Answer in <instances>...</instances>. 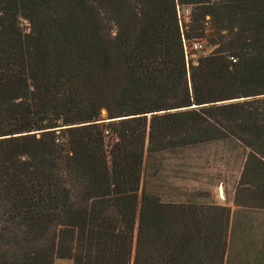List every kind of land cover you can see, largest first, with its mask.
Segmentation results:
<instances>
[{
  "label": "trees",
  "instance_id": "obj_1",
  "mask_svg": "<svg viewBox=\"0 0 264 264\" xmlns=\"http://www.w3.org/2000/svg\"><path fill=\"white\" fill-rule=\"evenodd\" d=\"M176 6L216 46L190 91ZM228 139L264 235V0H0V264H226L227 208L138 193L154 154Z\"/></svg>",
  "mask_w": 264,
  "mask_h": 264
},
{
  "label": "rangeland",
  "instance_id": "obj_2",
  "mask_svg": "<svg viewBox=\"0 0 264 264\" xmlns=\"http://www.w3.org/2000/svg\"><path fill=\"white\" fill-rule=\"evenodd\" d=\"M186 7H189L190 14L188 21L180 20L182 28L179 30L182 36L189 27L193 28L192 7ZM18 22L21 29L27 32V23L21 18ZM189 33L192 38L186 39H196L201 43L199 51L189 52L186 56L183 54L186 83L190 91L189 66H194L198 57L208 55L216 46L210 44L209 29L198 27ZM107 120L105 111L101 109L98 122L106 124ZM41 121L44 120L41 119L39 122ZM59 128L63 127L55 129ZM109 143L110 139L105 138L104 144L108 146ZM243 158L242 146L230 139L156 153L150 158L149 168L141 174L138 194L145 190L157 195L162 202L189 201L205 207L227 208L229 210L227 239H232L233 242L226 264H264V261L260 262L254 258L258 243L264 240V235L256 229L257 223L261 222L263 217L257 213H247L234 206L232 202ZM60 263L72 264L70 260H63Z\"/></svg>",
  "mask_w": 264,
  "mask_h": 264
},
{
  "label": "built area",
  "instance_id": "obj_3",
  "mask_svg": "<svg viewBox=\"0 0 264 264\" xmlns=\"http://www.w3.org/2000/svg\"><path fill=\"white\" fill-rule=\"evenodd\" d=\"M175 11H176L175 14H176V19H177V24H179L178 27L181 30L182 26H181L180 20H183V21L189 20V14H190L189 7H186V6L176 7ZM208 27H209V20H208V17H205L204 21L202 22V28L208 29ZM181 47H182L183 54L186 56L187 53L189 52L195 53L199 51L201 49V43L199 40H196V39L184 38L181 32ZM229 60L232 63L235 62V59H232L231 57L229 58ZM103 134L105 136H108L107 131H103Z\"/></svg>",
  "mask_w": 264,
  "mask_h": 264
},
{
  "label": "water",
  "instance_id": "obj_4",
  "mask_svg": "<svg viewBox=\"0 0 264 264\" xmlns=\"http://www.w3.org/2000/svg\"><path fill=\"white\" fill-rule=\"evenodd\" d=\"M123 118H125V117H117V118H112V119L111 118H108L107 121L110 122V121L119 120V119H123ZM41 119H42V117H37L36 118V121L39 122Z\"/></svg>",
  "mask_w": 264,
  "mask_h": 264
}]
</instances>
